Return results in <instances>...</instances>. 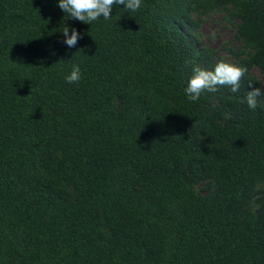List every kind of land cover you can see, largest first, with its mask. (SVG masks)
I'll return each mask as SVG.
<instances>
[{
	"label": "trees",
	"instance_id": "16d2710c",
	"mask_svg": "<svg viewBox=\"0 0 264 264\" xmlns=\"http://www.w3.org/2000/svg\"><path fill=\"white\" fill-rule=\"evenodd\" d=\"M58 3L0 0V264H264V95L245 100L264 92V0H142L91 24ZM212 12L230 60L199 44ZM221 61L247 68L240 90L189 101L193 68Z\"/></svg>",
	"mask_w": 264,
	"mask_h": 264
},
{
	"label": "clouds",
	"instance_id": "9594fccd",
	"mask_svg": "<svg viewBox=\"0 0 264 264\" xmlns=\"http://www.w3.org/2000/svg\"><path fill=\"white\" fill-rule=\"evenodd\" d=\"M142 0H59L58 7L67 14L68 18L79 20L80 22L91 24L93 21L103 17L108 20L112 16L113 7L123 5L126 9L135 12L140 9ZM64 40L62 41L69 48L77 45L81 39L80 33L64 27ZM247 73L246 67H240L224 61L219 62L214 70H205L199 65L193 68V75L187 87L184 89L185 95L191 102L200 99L204 92H216L218 87L228 86L233 93L240 90L241 80ZM81 79V72L78 65H74L70 75L66 76L68 83H78ZM252 83H249L251 86ZM264 95L261 88H254L247 92L246 103L250 109H257L258 97Z\"/></svg>",
	"mask_w": 264,
	"mask_h": 264
},
{
	"label": "rangeland",
	"instance_id": "374dc122",
	"mask_svg": "<svg viewBox=\"0 0 264 264\" xmlns=\"http://www.w3.org/2000/svg\"><path fill=\"white\" fill-rule=\"evenodd\" d=\"M227 15L223 12H212L202 16L199 28L196 30L201 45L213 48L217 55H222L229 58V48L235 47L238 44L234 42V29L231 22L227 20ZM198 19V17L196 16ZM253 72L256 73L261 79L258 68H254ZM264 82V80H261Z\"/></svg>",
	"mask_w": 264,
	"mask_h": 264
}]
</instances>
